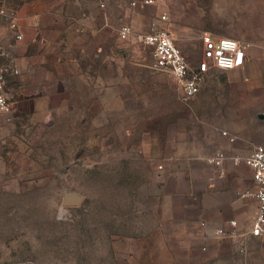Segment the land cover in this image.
<instances>
[{
	"label": "rangeland",
	"instance_id": "obj_1",
	"mask_svg": "<svg viewBox=\"0 0 264 264\" xmlns=\"http://www.w3.org/2000/svg\"><path fill=\"white\" fill-rule=\"evenodd\" d=\"M143 1L0 0V11L21 17L56 13L53 23L63 28L82 77L58 81L55 89L60 94L53 105H60L69 93L72 98L69 107L57 108L53 115L44 112L46 107L38 114L15 113L11 120L0 113V264H116L114 247L122 250L125 245L113 244L114 237L126 233L128 215L132 218L149 203L150 162L131 154L129 146L149 133L158 116L116 110L110 105V86L117 85L122 96L131 87L138 92L164 90L163 97L149 106L164 102L174 109L176 114L165 116L167 123L202 125L204 117L192 115V104L180 102L174 78L154 70L151 50L136 36L168 30L195 66L203 33L243 41L254 27L264 24L252 17L260 0H163L149 6ZM163 14L168 21L161 20ZM44 18L37 26L47 29L50 19ZM127 26L132 36L124 40L120 31ZM23 29L29 37L31 27ZM14 34L9 20L0 14V47L5 46L1 53L9 55L0 57V65H15L34 49L25 39V47L16 48ZM37 49L44 54L43 48ZM64 57L60 51L58 64L67 62H61ZM61 68L48 67L56 77ZM45 77L42 68L43 88ZM98 88L100 108L99 99L93 98ZM211 117L220 135L230 125L231 116ZM133 126L136 130L128 136L126 129ZM68 192L81 195L82 204L66 206ZM259 240L264 251V238Z\"/></svg>",
	"mask_w": 264,
	"mask_h": 264
},
{
	"label": "crops",
	"instance_id": "obj_2",
	"mask_svg": "<svg viewBox=\"0 0 264 264\" xmlns=\"http://www.w3.org/2000/svg\"><path fill=\"white\" fill-rule=\"evenodd\" d=\"M256 4L252 17L264 20V0ZM53 14L48 13L45 18L41 13L29 17L17 14L18 31L23 39L15 41L13 36V44L24 48L27 40L34 49L16 60L19 75L7 80V94L16 114H38L46 107L44 112L53 115L55 109L69 107L71 93L61 99L60 105H53L60 94L56 84L65 77L82 78L78 61L62 34L63 28L53 23ZM43 18L50 19L47 29L37 26ZM26 25L31 27L29 37L23 29ZM237 40L247 45L245 67L211 70L200 93L190 102L191 114L204 116L202 125L167 123L165 116L176 114L174 109L167 108L164 102L157 107L149 106L156 97H163L164 90L138 92L131 87L122 96L117 85L110 86V105L116 110L124 109L130 115L158 116L150 124L149 133L129 146L131 154L143 155L150 162L149 203L133 213L132 218L128 215L126 233L114 237L113 244L125 245L122 250L114 247L116 264H264L261 237L251 234L258 208L255 198L258 186L245 163L235 165L232 161L235 157L247 158L254 149L264 147V24L254 27L243 41ZM38 47L45 50L44 54L37 51ZM60 51L66 55L61 62L67 59L63 66L58 64ZM51 64L56 69L62 67L58 77L48 69ZM42 68L46 69L44 88L39 80ZM177 86L182 103V89L178 83ZM101 93L98 88L93 97L99 99L98 108ZM214 115L231 116L225 131L235 137V142L220 135V128L211 117ZM135 130L134 126L127 128V135ZM217 152L226 157L222 167L207 161ZM222 170L224 176H220ZM231 220L237 222V236L218 237V229L227 232L232 229Z\"/></svg>",
	"mask_w": 264,
	"mask_h": 264
},
{
	"label": "built area",
	"instance_id": "obj_3",
	"mask_svg": "<svg viewBox=\"0 0 264 264\" xmlns=\"http://www.w3.org/2000/svg\"><path fill=\"white\" fill-rule=\"evenodd\" d=\"M163 0H144L143 6L155 5ZM137 6V2L132 3ZM0 14L5 16L9 22L11 30L15 32V41H21L23 35L18 31V18L16 12L1 10ZM161 20L168 21L167 14H163ZM132 36V29L124 27L120 31V37L127 40ZM137 41L151 50L153 68L159 72L170 74L182 89L181 101L184 104L190 102L200 93L207 75L213 69L232 71L245 67L247 62V45L237 39L230 37L215 36L210 32H205L201 36L202 53L199 61L192 66L183 55L182 50L176 44L172 34L163 28H159L146 34L136 36ZM5 47H2V50ZM1 50V51H2ZM9 56L8 53H1L0 56ZM19 75V69L13 64L0 65V113L8 120L15 115L12 101L10 100L6 84L9 76ZM222 136L230 142H235V137L230 133L223 131ZM226 157L224 153L217 152L207 159L210 164L222 167ZM234 164L245 163L253 173V180L258 186L255 198L258 202V208L252 223L251 234L264 238V147L254 149L247 158L235 157L232 159ZM222 170L220 176H224ZM213 179H211L212 181ZM232 229L225 231L218 229V237L230 236L236 237L235 231L237 222H229Z\"/></svg>",
	"mask_w": 264,
	"mask_h": 264
},
{
	"label": "water",
	"instance_id": "obj_4",
	"mask_svg": "<svg viewBox=\"0 0 264 264\" xmlns=\"http://www.w3.org/2000/svg\"><path fill=\"white\" fill-rule=\"evenodd\" d=\"M83 202V197L74 192L65 193L64 204L66 206H79Z\"/></svg>",
	"mask_w": 264,
	"mask_h": 264
}]
</instances>
